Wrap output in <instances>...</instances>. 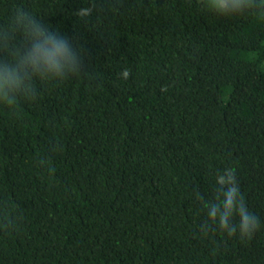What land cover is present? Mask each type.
<instances>
[{"label":"trees","instance_id":"trees-1","mask_svg":"<svg viewBox=\"0 0 264 264\" xmlns=\"http://www.w3.org/2000/svg\"><path fill=\"white\" fill-rule=\"evenodd\" d=\"M8 2L65 33L83 61L58 84L38 82L34 101L0 105V264H264L255 12L220 16L202 0ZM86 4L94 12L81 18ZM224 168L261 220L250 237L203 207Z\"/></svg>","mask_w":264,"mask_h":264},{"label":"clouds","instance_id":"clouds-1","mask_svg":"<svg viewBox=\"0 0 264 264\" xmlns=\"http://www.w3.org/2000/svg\"><path fill=\"white\" fill-rule=\"evenodd\" d=\"M204 10L225 17L255 12L257 22L264 23V0H202ZM8 26L0 28V46L6 56L0 59V105L9 109L21 101L37 98V83L58 84L79 74L83 55L81 48L59 29L45 23L35 10L18 3L2 5ZM94 12L93 5L77 11L81 18ZM129 72L124 70L122 77ZM216 193L203 207L209 220L229 235L250 237L261 227L260 218L244 202L234 169L224 168L214 177Z\"/></svg>","mask_w":264,"mask_h":264}]
</instances>
